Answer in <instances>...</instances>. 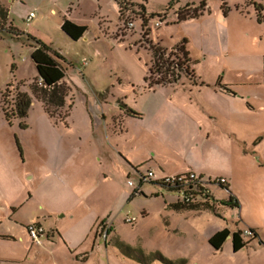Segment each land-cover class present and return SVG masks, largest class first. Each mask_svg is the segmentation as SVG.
Returning a JSON list of instances; mask_svg holds the SVG:
<instances>
[{
	"label": "rangeland",
	"instance_id": "1",
	"mask_svg": "<svg viewBox=\"0 0 264 264\" xmlns=\"http://www.w3.org/2000/svg\"><path fill=\"white\" fill-rule=\"evenodd\" d=\"M225 2L229 11L224 16L222 0H128L120 17L115 0H0V93L8 97L6 100L3 95V98L0 96V102L4 101L9 110L15 90L29 92V84L37 76L30 59L32 48L24 38L7 34V22L4 31L1 30L3 15L14 28L51 46L66 59L69 65L65 82L72 89L70 98L73 100L66 119L67 128L57 124L53 129L41 103L35 99H32L24 120L25 129L19 127L18 121L9 126L0 112V147L5 148L8 156L14 157L18 177L16 185L21 182L30 190H40L50 149L53 144L56 147L60 144L71 153V181L80 183L79 187L73 188L76 196L73 195L71 200H77L80 195L83 202L81 205L70 204L69 207L75 224L86 228L95 215L105 219L97 225L96 236L107 246L113 244L116 235L126 244L142 248L146 254H141L146 259L158 251L167 259L186 260L188 264H264V255L251 251L249 247L233 253L229 239L219 251H214L207 242L214 232L225 228L229 231L243 229L245 222L257 225L264 235L263 198L250 197V202H240L239 209H232L221 205L223 200L228 199L226 191L218 186H209L215 199L219 200L215 211L206 210L196 215L189 213L182 218L177 215L172 221L181 227V231L165 230L162 218L164 207L170 198L177 201L178 195L164 193L165 196L149 197L147 193L157 189L151 183H144L143 195L132 201H123L121 194L128 187L127 180L139 188L138 177L134 174L127 177L113 170L111 182L102 184L96 173V163L92 161L93 150L84 138L86 101L90 106L94 105L95 94L114 86V89L111 88L113 98L124 96L126 104L133 103L131 85L147 92L143 78L152 62L150 46L160 45L170 51L183 39L193 62L192 69L201 81L213 84L218 76L221 77L222 84L229 85L237 93L238 102L244 106L252 105L255 109L240 127L238 125L241 139L250 142L256 139L258 133L264 132V80L261 75L264 69V23L256 22L255 12V7L262 8L260 14L264 17V0ZM202 3L204 8H201ZM68 5L71 19L87 27L85 37L78 41L70 40L59 26ZM194 10H197V17L177 22L176 15L180 11L191 14ZM29 11L34 13L35 18L27 23L25 15ZM143 19H147L146 24ZM151 78L153 81L158 79ZM181 83L190 82L182 76ZM8 84L11 85L6 89ZM162 92L163 96L168 93L166 90ZM113 98L110 96L109 100ZM135 103L137 108L144 104ZM104 112L106 115L115 113L112 102L106 104ZM79 134H82V140H79ZM254 169L257 170L256 167ZM86 170H92L89 176H85ZM33 174L34 179L28 180ZM131 190L133 192L134 188ZM17 194L12 197L13 200L17 199ZM86 204L92 205L93 210L87 211ZM144 210L147 213L145 217L142 215ZM33 214V210L25 206L15 220L27 219ZM127 215L137 221L126 223ZM50 222L44 225L45 228L50 227ZM52 223L58 224L63 232L70 231L74 226H71L73 222L68 217L58 220L53 216ZM6 224L0 225V232L12 227L11 223ZM113 228L115 234L108 233ZM10 231L16 234L19 228L13 227ZM249 238L245 237L246 240ZM28 242H20L17 238L0 242L1 253L5 256L2 264H16L14 262L24 256ZM98 249L99 264L137 263L123 258L121 252L112 246L104 249L100 245ZM149 261L150 264H162L153 259Z\"/></svg>",
	"mask_w": 264,
	"mask_h": 264
},
{
	"label": "crops",
	"instance_id": "2",
	"mask_svg": "<svg viewBox=\"0 0 264 264\" xmlns=\"http://www.w3.org/2000/svg\"><path fill=\"white\" fill-rule=\"evenodd\" d=\"M69 6L64 12L66 14L63 13L61 17L60 27L65 18L78 25L70 17L72 13ZM51 13H54V10H51ZM84 63L87 62L84 61ZM261 75L264 80V69L261 70ZM222 80L218 76L213 84L204 82L205 86L184 84L173 87L159 86L150 90L146 89L144 83V90L147 92L140 91L139 88L135 89L134 85H131L134 93L133 103L130 104L125 103L124 96L113 98L114 86H111L112 89L108 87L101 93L95 94L94 105L90 106L86 101L83 115L84 138L93 150L92 161L96 163L95 169L100 178L99 181L102 184L110 183L113 170L120 171L127 177L134 174L138 179L139 174L147 170H153L157 179L194 173L205 179L224 178L230 194L238 200L239 206L240 202H250V197L259 196L264 199V132L258 133L256 139L253 138L250 142L241 139L238 125L240 127L246 116L252 114L255 109L252 105L244 106L238 102L237 93L231 90L229 85L222 84ZM220 86H226L234 94L224 91ZM163 90L168 92L164 96L161 95L164 93ZM106 91L109 92L106 93ZM110 96L113 99L109 100ZM135 101L144 104L141 108H137ZM110 102L114 106L115 113L106 115L104 108ZM122 104L125 106H121ZM128 109L138 115L128 114ZM48 119L53 129L57 124L68 127L66 121L64 125L55 123L49 117ZM78 138L82 140V134H79ZM8 155L5 148L0 147V225L9 222L12 226L0 232V242L14 241L16 238L20 242L29 241L24 256L14 263L99 264L100 245L104 249L112 246L120 251L113 244L107 246L96 236L97 225L105 219L95 215L86 228L77 227L78 224H75L74 215L69 207H71L70 204L81 205L83 200L80 195L77 196V200H71L73 195L76 196L73 188L79 187L80 183L71 181L73 174L71 153L66 146L64 148L60 144L58 147L52 145L48 155L46 174L41 178L40 190H30L21 182L18 186L16 185L18 177L14 168L15 160L13 156ZM255 167L257 170L254 169ZM89 172L84 175L89 176ZM34 177L33 174L28 177V180ZM138 181L140 185V180ZM151 184L158 191L148 192L147 196H165L169 193L154 183ZM127 188L121 194L123 201H132L145 192L143 184L139 188L135 184L134 187ZM131 188H134L133 192ZM16 193H18L17 199L13 200L12 197ZM211 194L215 200V206L218 205L219 200L215 199L212 192ZM177 201L170 198L168 203L166 202L162 213L165 230L177 233L181 231V227L176 226L172 221L177 215L182 218L189 213L196 215L209 210H175L173 206L177 204ZM25 206L30 207L34 214L27 219L15 220L20 209ZM85 208L87 211L93 210L92 205L89 204H86ZM142 215L147 216L145 210ZM53 216H56L58 220L68 217L73 222L71 226H74L70 231L63 232L58 224L52 223ZM13 220L15 221L12 222ZM49 221H51L50 227L47 229L44 225ZM31 222H37L42 228L43 235L39 245L32 244L28 238L26 226ZM256 226L245 222L244 228L239 230H254L257 238L253 240L254 243L250 242L244 248L249 247L251 251L264 255V235ZM13 227L19 228L16 234L10 231ZM234 231L229 232L231 234ZM112 233L115 234L114 228L110 234ZM114 237L131 249L145 253L142 248L132 247L116 235ZM227 239L231 242V236ZM259 241L263 245H259ZM230 248L232 251V243ZM120 254L123 258H129L135 260L136 264H141V260L135 255ZM3 256L0 250V264L4 262L5 256ZM185 264L188 262L186 261Z\"/></svg>",
	"mask_w": 264,
	"mask_h": 264
},
{
	"label": "trees",
	"instance_id": "3",
	"mask_svg": "<svg viewBox=\"0 0 264 264\" xmlns=\"http://www.w3.org/2000/svg\"><path fill=\"white\" fill-rule=\"evenodd\" d=\"M116 1V0H115ZM119 7L120 17L123 12L122 4L116 1ZM204 3L201 4V8H204ZM221 9L223 10L224 16L227 14L228 7H226L225 0H222ZM142 11H144V7H142ZM180 11L177 15V22L185 21L187 19H193L198 16L197 10H194L191 14L182 13ZM256 12V22L258 24L264 23V17L260 14L262 12V8L255 7ZM7 13V12H6ZM143 23H147V19H143ZM2 27L1 30L4 31V27L7 22V29L9 31L7 34L13 35L17 38H24L26 43L32 48V53L30 55V59L33 62L37 76L36 78L29 84L28 89L29 92H21L18 89L15 90V94L11 98L10 108L8 110L7 106H4V101L0 102V112L4 121L11 126L13 122L18 121L19 127L21 129H25L27 126L25 125L24 120L28 115L29 108L32 103V99L37 100L41 103L42 109L47 114L49 118H51L55 123H63L65 125L66 119L70 115V111L73 107V100L70 98L72 89L65 82V76L67 72L68 63L66 59L56 50H54L51 46L43 43L39 39H36L30 35H26L16 28L12 26L6 20V15L2 16ZM61 31L72 41H78L83 37L85 32L87 31L86 26L76 25L69 21L68 19H63L61 27ZM146 34V32H145ZM151 54H152V62L151 66L147 69V75L144 77L143 81L146 84V89H153L155 87H173L177 86L180 82L181 77H185L189 79L188 84L193 86H205V83L197 77L192 69V60L189 57V53L186 50V40H182L179 44L174 46L170 51H167L160 45H152L150 46ZM158 77L157 80L153 81L151 77ZM11 84L6 85V89ZM184 85V84H179ZM226 92L230 94H234L229 91L226 86H220ZM5 89V90H6ZM4 97L5 95L2 94ZM0 93V96H2ZM2 96V98H3ZM6 100L8 97H5ZM70 99L69 103L67 101ZM125 106V105H121ZM130 115H138L131 110H127ZM18 149L19 145L17 143ZM20 151V149H19ZM155 185L161 187L165 191L169 193H174L177 189L166 188L162 184L154 183ZM221 187V186H220ZM223 188L226 193H228V199L221 202V205L238 209L239 202L238 200L230 194L227 185ZM201 197L196 200L194 203L182 204L177 203L173 206L175 210H199V209H209L211 211H215V200L211 193L206 195H200ZM104 222L101 221L99 224ZM252 237L248 240L243 236V230H236L230 234L227 229H223L214 233L209 239L208 244L215 250L219 251L226 241L228 236H231L232 243V251L236 253L247 246L251 241L257 238V235L254 230L248 229ZM112 229L108 230L110 233ZM259 245H263L261 241L258 242ZM113 245L117 247L120 252L126 256L129 255H137V258L141 260V264H147L149 259L157 260L162 264H185V260L171 261L160 253L155 252L150 254V258L146 259L141 253L140 250L131 249L129 246L119 242L115 239L113 241ZM136 251V253L134 252ZM138 254H141L138 256Z\"/></svg>",
	"mask_w": 264,
	"mask_h": 264
},
{
	"label": "built area",
	"instance_id": "4",
	"mask_svg": "<svg viewBox=\"0 0 264 264\" xmlns=\"http://www.w3.org/2000/svg\"><path fill=\"white\" fill-rule=\"evenodd\" d=\"M118 3L125 6L128 3V0H116ZM35 17L34 13L30 12L25 21L29 23ZM159 23L156 24L158 26ZM132 24H129L131 27ZM139 180L141 184L144 183H159L165 186L166 188L177 189L173 194L178 195L177 203L189 204L194 203L201 196L211 193L209 190V186H218L225 187L227 185V181L224 178L219 179H205L197 176L194 173H186L182 175H176L171 177H163L161 179H157L153 170H147L143 174H139ZM127 185L129 187H134V183L130 180L127 181ZM126 223L133 224L136 221V218L131 216H126ZM26 232L28 234L29 239L32 244L39 245L40 239L43 235L42 228L39 226L37 222H31L26 226ZM244 237H252L251 232L248 229H244L243 231Z\"/></svg>",
	"mask_w": 264,
	"mask_h": 264
}]
</instances>
